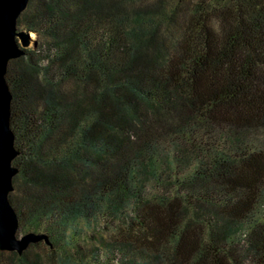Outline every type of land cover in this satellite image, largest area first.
<instances>
[{
  "label": "trees",
  "instance_id": "trees-1",
  "mask_svg": "<svg viewBox=\"0 0 264 264\" xmlns=\"http://www.w3.org/2000/svg\"><path fill=\"white\" fill-rule=\"evenodd\" d=\"M9 60L17 235L0 264H264V0H28Z\"/></svg>",
  "mask_w": 264,
  "mask_h": 264
},
{
  "label": "water",
  "instance_id": "water-1",
  "mask_svg": "<svg viewBox=\"0 0 264 264\" xmlns=\"http://www.w3.org/2000/svg\"><path fill=\"white\" fill-rule=\"evenodd\" d=\"M27 2L0 0V250L18 253L41 239L48 243L47 236L41 233L17 235L18 218L8 199L13 189L12 178L17 172L12 164L17 150L9 121L12 95L5 74L9 60L21 56L29 45V32L17 28V19Z\"/></svg>",
  "mask_w": 264,
  "mask_h": 264
},
{
  "label": "rangeland",
  "instance_id": "rangeland-1",
  "mask_svg": "<svg viewBox=\"0 0 264 264\" xmlns=\"http://www.w3.org/2000/svg\"><path fill=\"white\" fill-rule=\"evenodd\" d=\"M21 234H19V236H20Z\"/></svg>",
  "mask_w": 264,
  "mask_h": 264
}]
</instances>
